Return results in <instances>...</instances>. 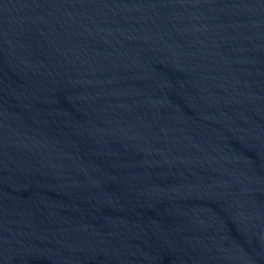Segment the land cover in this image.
<instances>
[{
	"label": "water",
	"instance_id": "95a60500",
	"mask_svg": "<svg viewBox=\"0 0 264 264\" xmlns=\"http://www.w3.org/2000/svg\"><path fill=\"white\" fill-rule=\"evenodd\" d=\"M0 264H264V0H0Z\"/></svg>",
	"mask_w": 264,
	"mask_h": 264
}]
</instances>
